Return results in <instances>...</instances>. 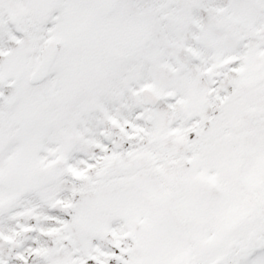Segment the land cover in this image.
Segmentation results:
<instances>
[{
	"label": "snow or ice",
	"instance_id": "obj_1",
	"mask_svg": "<svg viewBox=\"0 0 264 264\" xmlns=\"http://www.w3.org/2000/svg\"><path fill=\"white\" fill-rule=\"evenodd\" d=\"M0 264H264V0H0Z\"/></svg>",
	"mask_w": 264,
	"mask_h": 264
}]
</instances>
